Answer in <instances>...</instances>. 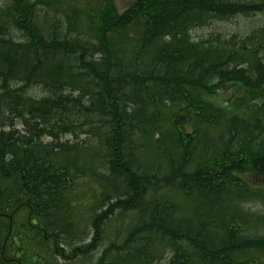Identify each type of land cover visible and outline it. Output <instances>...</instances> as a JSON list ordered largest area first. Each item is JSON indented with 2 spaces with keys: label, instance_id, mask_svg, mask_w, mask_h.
Returning <instances> with one entry per match:
<instances>
[{
  "label": "trees",
  "instance_id": "trees-1",
  "mask_svg": "<svg viewBox=\"0 0 264 264\" xmlns=\"http://www.w3.org/2000/svg\"><path fill=\"white\" fill-rule=\"evenodd\" d=\"M64 1L0 14V264H263L264 25L191 37L264 0Z\"/></svg>",
  "mask_w": 264,
  "mask_h": 264
},
{
  "label": "rangeland",
  "instance_id": "rangeland-1",
  "mask_svg": "<svg viewBox=\"0 0 264 264\" xmlns=\"http://www.w3.org/2000/svg\"><path fill=\"white\" fill-rule=\"evenodd\" d=\"M5 1H7V0H0V6L2 4H4ZM75 1H77L78 4L83 5L84 2L87 0H66V1H64V3L65 4H71L72 2H75ZM93 1H94L95 6H98L102 0H93ZM114 1H115L117 8L119 9V11H123L129 7V5L132 3L133 0H114ZM249 1L250 2H248V1L247 2L251 3V5H252V3L260 2L262 0H249ZM38 2H39V0H38ZM38 8H39V4H38ZM260 10L261 9L257 8V9H255V11H252V12L255 13V12L260 11ZM76 11L79 12L78 14H85L83 12L84 10L82 9V7L77 8ZM261 11H264V9ZM253 13L248 14V15L242 13L239 15H235L229 19H225V18L212 19L208 25L200 26V27L196 28L195 30H193L192 31L193 37H191V38H193L194 40L205 41V40H208V38L210 37L209 35H211V34H216V35H219V33L225 34L223 36H228L231 33L232 34L245 35L246 33L249 32L248 30L250 28L259 27V26L264 25V14H262V13L253 14ZM38 14H43V13H40L38 10ZM47 14H55V10H53L51 8V10ZM13 36L15 39H18L17 31L13 34ZM211 39L214 40V38H211ZM232 84L234 86H237V85H235V83H231L229 85L230 88H227V89L221 88L218 90L219 91L218 97H220V99L229 101V98L234 96L235 94L242 95V93H243L242 89H236L235 90V87H232L233 86ZM27 92H28V94H31L34 97H40V96L48 94L43 86H32V87L27 89ZM258 99H259L258 101H261L263 99V97L260 96V97H258ZM19 126L22 127L21 124H19ZM88 206H89V204H85L82 207H80L79 209L82 212V220H83V222L81 223V226L84 227L85 231L88 232V234L91 236L93 229H92L91 225L89 224V222L87 221L88 212H89V208L91 207V205L89 206V208H88ZM249 206L254 211H257L259 213L264 214V198L252 201L251 203H249ZM226 210H228L227 207H226ZM198 211L199 210H197V212ZM259 226H261V223L259 224ZM107 227H109V225H107ZM261 231H264V227L261 229ZM111 236H112V230L110 228H108L105 235H104L105 239L103 238L102 245L100 248H102L106 243H108ZM88 239L89 238H86L84 241H87ZM95 255H99V251L93 252L91 257L93 258V256H95ZM166 261H167V259H165L163 261H159L156 264H164Z\"/></svg>",
  "mask_w": 264,
  "mask_h": 264
},
{
  "label": "flooded vegetation",
  "instance_id": "flooded-vegetation-1",
  "mask_svg": "<svg viewBox=\"0 0 264 264\" xmlns=\"http://www.w3.org/2000/svg\"><path fill=\"white\" fill-rule=\"evenodd\" d=\"M16 2V0H9V7L10 8H14L15 12H13L12 14H38V3L37 0H25V6H23L22 4H19L18 2H16V4H14ZM7 4V2H5ZM4 3V7H6V4ZM13 3V4H12ZM28 4H30V9L27 8ZM22 8H24V10H22ZM4 14H10V12H7L6 10H4L3 12Z\"/></svg>",
  "mask_w": 264,
  "mask_h": 264
},
{
  "label": "bare ground",
  "instance_id": "bare-ground-1",
  "mask_svg": "<svg viewBox=\"0 0 264 264\" xmlns=\"http://www.w3.org/2000/svg\"><path fill=\"white\" fill-rule=\"evenodd\" d=\"M20 31V30H19ZM16 32V31H15ZM159 181V180H158ZM159 183H160V181H159ZM165 184V183H164ZM241 199V198H240ZM105 239V238H104Z\"/></svg>",
  "mask_w": 264,
  "mask_h": 264
}]
</instances>
